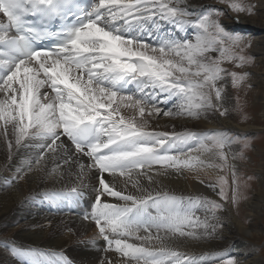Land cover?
I'll list each match as a JSON object with an SVG mask.
<instances>
[{
    "label": "bare ground",
    "instance_id": "6f19581e",
    "mask_svg": "<svg viewBox=\"0 0 264 264\" xmlns=\"http://www.w3.org/2000/svg\"><path fill=\"white\" fill-rule=\"evenodd\" d=\"M99 3L115 9L85 30L81 48L89 53L80 64L62 56L25 61L2 79L0 264H63L64 260L74 264H224L228 257L238 264H264L258 244L252 241L264 213L261 166L256 171L258 189L243 204L245 216L254 218L250 224L228 203L217 214L197 199L202 195L218 198L214 184L219 172L207 166L214 158L205 141L208 132L227 129L250 135L264 128L239 124L228 110L230 99L225 92L205 99L198 97V89L192 92L197 100L164 106L169 89L185 85L183 79H195L187 71L175 70L173 63H202L207 58L202 51L186 50L205 43L195 19L220 5L214 0ZM221 7L222 25L250 35L252 55L264 65V0L251 16ZM118 20L119 29L145 27L152 40L156 35L164 38L158 46L121 38L108 31ZM0 27L2 38L6 33L1 16ZM161 49L172 55L162 56ZM182 51L186 57L180 59ZM152 56L170 63L158 65ZM123 68L142 80L140 92L155 89L152 97L159 96L162 106L146 104L147 96L111 90ZM249 74L251 83L261 90L255 98L262 116L264 71L249 69ZM207 99L210 103L205 105ZM71 116L74 120L68 122ZM86 120L97 125L100 137L90 148L70 144L61 129L69 136L68 131ZM108 143L113 151L96 162L91 160L89 153ZM69 191L82 192L88 203L96 201L92 213L67 212L59 196ZM217 224H222L221 229ZM102 234L110 235V246L103 243Z\"/></svg>",
    "mask_w": 264,
    "mask_h": 264
},
{
    "label": "rangeland",
    "instance_id": "374dc122",
    "mask_svg": "<svg viewBox=\"0 0 264 264\" xmlns=\"http://www.w3.org/2000/svg\"><path fill=\"white\" fill-rule=\"evenodd\" d=\"M214 1L220 7H211L209 11L202 12L195 19L199 31L202 32L201 39L205 43L203 46L195 47V49H186L188 53L196 50L198 53L202 51L207 58L202 63L196 61L188 63L187 60L183 62L184 64L180 61L173 63L175 70L187 71L188 76H193L195 79H183L184 83L186 82L185 85H182L183 87L181 86L182 83L178 82L177 85L180 84V86L175 89V94L172 98H175V101L188 103V101L197 100L200 96L206 99L208 95V97H211L212 94L217 95L220 92H225L228 99H230L228 110L232 112L234 119L239 124H254L264 128V115H260L261 107L256 100L260 96L261 90L255 88V85L251 83L249 74V69L258 70V68H261L264 71V65L257 64L252 55V37L250 35L243 31L224 27L221 23L225 15L221 5L230 7L235 14L242 13L251 16L255 12L254 7L260 0ZM190 34L189 38H192ZM183 48L186 47L183 46ZM161 53H164L162 55L164 57L172 55L164 50ZM185 55L186 53L182 51L178 57L180 59L185 58ZM164 57L160 60L152 56L153 60H151L160 65V63H167ZM196 65L198 69L192 71V68H196ZM198 76L201 80L196 78ZM158 80H163V78ZM181 87L183 89L179 90ZM198 89H201L197 93L198 97L194 98L192 92ZM165 97H168V100L172 99L170 94H165ZM207 103H210L209 99L206 100L205 105H208ZM181 108L184 107L182 106ZM216 110L221 114L224 113V109L218 106H216ZM72 120H74V116H71L68 122ZM208 136L209 140L205 141L211 145L214 158L209 160V164L206 165L212 166V168L215 167V171L219 172V177L214 184L219 199L211 195L198 196L197 199L211 213H220L224 202L232 205L237 208L241 219L248 225L254 218L245 216L246 210L243 204L258 189L257 169L261 166L264 172V129L250 135L227 129H213L208 132ZM233 161H236V166L235 164L233 165ZM199 212L202 214L204 210L200 209ZM259 218L262 222L256 238L252 239V241L258 244L257 250L264 260V213ZM211 220L212 218L205 222L204 225H208ZM215 227L221 229L222 224H217ZM5 252L11 255V251L8 249H5ZM223 263L238 264L234 257L226 258Z\"/></svg>",
    "mask_w": 264,
    "mask_h": 264
}]
</instances>
